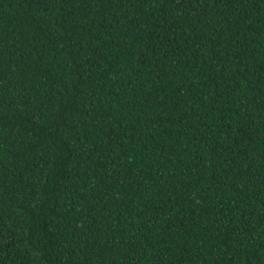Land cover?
I'll return each mask as SVG.
<instances>
[{
	"label": "trees",
	"instance_id": "trees-1",
	"mask_svg": "<svg viewBox=\"0 0 264 264\" xmlns=\"http://www.w3.org/2000/svg\"><path fill=\"white\" fill-rule=\"evenodd\" d=\"M0 264H264V0H0Z\"/></svg>",
	"mask_w": 264,
	"mask_h": 264
}]
</instances>
